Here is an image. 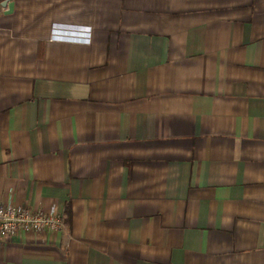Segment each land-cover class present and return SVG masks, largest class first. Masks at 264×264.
<instances>
[{
	"label": "crops",
	"instance_id": "1",
	"mask_svg": "<svg viewBox=\"0 0 264 264\" xmlns=\"http://www.w3.org/2000/svg\"><path fill=\"white\" fill-rule=\"evenodd\" d=\"M8 201L0 264H264V0H0Z\"/></svg>",
	"mask_w": 264,
	"mask_h": 264
},
{
	"label": "built area",
	"instance_id": "2",
	"mask_svg": "<svg viewBox=\"0 0 264 264\" xmlns=\"http://www.w3.org/2000/svg\"><path fill=\"white\" fill-rule=\"evenodd\" d=\"M64 229L63 215L55 208L30 209L12 201L0 204V237L11 239L20 233H57Z\"/></svg>",
	"mask_w": 264,
	"mask_h": 264
},
{
	"label": "water",
	"instance_id": "3",
	"mask_svg": "<svg viewBox=\"0 0 264 264\" xmlns=\"http://www.w3.org/2000/svg\"><path fill=\"white\" fill-rule=\"evenodd\" d=\"M8 9L11 10V3H9V5H8Z\"/></svg>",
	"mask_w": 264,
	"mask_h": 264
}]
</instances>
